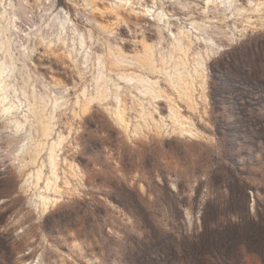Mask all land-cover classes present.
Returning <instances> with one entry per match:
<instances>
[{
	"label": "rangeland",
	"instance_id": "1",
	"mask_svg": "<svg viewBox=\"0 0 264 264\" xmlns=\"http://www.w3.org/2000/svg\"><path fill=\"white\" fill-rule=\"evenodd\" d=\"M0 71V264H203L264 205V0H0Z\"/></svg>",
	"mask_w": 264,
	"mask_h": 264
},
{
	"label": "trees",
	"instance_id": "2",
	"mask_svg": "<svg viewBox=\"0 0 264 264\" xmlns=\"http://www.w3.org/2000/svg\"><path fill=\"white\" fill-rule=\"evenodd\" d=\"M247 196L248 192H247ZM209 214L208 206L202 209V233L206 235L208 230L207 216ZM232 233L241 238L239 245L232 250L226 244L221 245V251L218 246H213L208 254L205 253L203 264H264V205H259L257 214L253 215L250 208H247L245 218H238L232 228ZM217 244V243H215ZM213 244V245H215ZM217 245H220L218 243ZM254 246V248H252Z\"/></svg>",
	"mask_w": 264,
	"mask_h": 264
},
{
	"label": "water",
	"instance_id": "3",
	"mask_svg": "<svg viewBox=\"0 0 264 264\" xmlns=\"http://www.w3.org/2000/svg\"><path fill=\"white\" fill-rule=\"evenodd\" d=\"M2 71H0V102L2 103L6 99L7 94V87L3 85V79H2Z\"/></svg>",
	"mask_w": 264,
	"mask_h": 264
}]
</instances>
